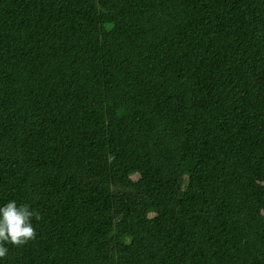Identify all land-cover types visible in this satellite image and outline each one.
Listing matches in <instances>:
<instances>
[{"label": "trees", "instance_id": "1", "mask_svg": "<svg viewBox=\"0 0 264 264\" xmlns=\"http://www.w3.org/2000/svg\"><path fill=\"white\" fill-rule=\"evenodd\" d=\"M0 264H264V0H0Z\"/></svg>", "mask_w": 264, "mask_h": 264}, {"label": "clouds", "instance_id": "2", "mask_svg": "<svg viewBox=\"0 0 264 264\" xmlns=\"http://www.w3.org/2000/svg\"><path fill=\"white\" fill-rule=\"evenodd\" d=\"M33 218L41 219L27 204L18 206L15 201H9L0 207V259L7 256L9 245L21 247L36 239Z\"/></svg>", "mask_w": 264, "mask_h": 264}]
</instances>
